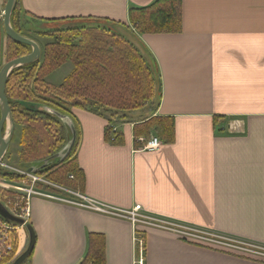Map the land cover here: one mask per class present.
I'll return each mask as SVG.
<instances>
[{
    "label": "crops",
    "instance_id": "obj_1",
    "mask_svg": "<svg viewBox=\"0 0 264 264\" xmlns=\"http://www.w3.org/2000/svg\"><path fill=\"white\" fill-rule=\"evenodd\" d=\"M16 2L28 33L106 27L148 51L158 72L160 98L144 110L116 114L122 119L110 132L118 134L114 143L106 139L107 119L71 109L81 194L119 209L140 204L144 214L166 222L264 245V0H181V30L158 33L138 32L129 18L130 9L155 0ZM0 8L3 16L4 0ZM34 36L42 50L49 39ZM64 66L59 83L74 68L65 62L55 71ZM151 116L170 119L173 136L165 141L151 130L149 138L157 136L160 146L141 149L144 136H135L134 124ZM19 138L16 131L5 158L17 168ZM27 207L35 243L21 264H138L139 241L142 264H264L169 228L132 224L55 198L33 194ZM8 223L0 224V236L12 248L1 253L0 264H10L28 242L24 227L15 238ZM95 245L100 257L91 254Z\"/></svg>",
    "mask_w": 264,
    "mask_h": 264
},
{
    "label": "trees",
    "instance_id": "obj_2",
    "mask_svg": "<svg viewBox=\"0 0 264 264\" xmlns=\"http://www.w3.org/2000/svg\"><path fill=\"white\" fill-rule=\"evenodd\" d=\"M1 13L0 8V67L3 58L8 61L31 51L30 46L5 35ZM129 18L140 33L178 32L182 22L181 0H155L147 7L130 9ZM10 24L21 35L31 37L32 33L24 29L17 2L10 15ZM34 34L49 39L42 47L40 58L14 68L5 86L14 122L11 141L16 138V131L20 133V168L27 170L34 163H42L60 151L69 139L62 120L46 108L71 117V109L77 107L104 117L108 121L106 139L114 143L118 134L112 137L110 132L122 119L116 114L141 111L151 100L160 98L159 76L150 53L141 52L115 31L85 25L44 29ZM65 62L73 65L72 72L59 84L48 82L46 77ZM151 130L165 141L172 139L173 124L167 117L151 116L134 124L135 136L142 134L144 141L149 139ZM76 146L77 131L75 142L66 155L40 166L36 173L50 182L80 191L83 174L78 167ZM7 154L8 151L5 156ZM0 177L17 183L25 176L0 167ZM5 192L13 195L10 190L0 189V195L5 196ZM23 205L24 199L20 206ZM91 254L100 257L101 248L95 245Z\"/></svg>",
    "mask_w": 264,
    "mask_h": 264
},
{
    "label": "built area",
    "instance_id": "obj_3",
    "mask_svg": "<svg viewBox=\"0 0 264 264\" xmlns=\"http://www.w3.org/2000/svg\"><path fill=\"white\" fill-rule=\"evenodd\" d=\"M140 141L144 143L141 149H155L159 147L161 144V140L157 136H151L147 141H144V139L141 138ZM0 167L8 170L9 172L17 173L25 176L24 177L25 180L17 183L0 178V185H3L7 188L20 190L24 193L23 195V198L25 199L24 205L15 208L14 213L11 212L15 216L24 219V221L26 220L25 217L27 216L28 213V207H27L28 198L33 194H37L49 198L59 199L63 202H67L79 207H85L104 214L123 217L130 220L132 224L143 223V224H150L153 226L169 228L174 230L176 233H178V235L182 238L189 239L192 241L195 240L196 242L202 240L207 244L208 243L214 245L217 244L219 245V247L232 250L235 253L241 255L253 256L264 260V245L257 244L247 240L221 235V234H216L213 232H205V231L193 229L191 227L183 226L181 224L166 222L164 220H160L144 214L140 204H135L133 207L127 210L115 208L107 204H104L102 202L88 198L87 196L81 194L77 190L65 188L63 186L50 182L44 176L39 175L38 173L28 172L25 169H20L5 164L3 163V161L0 163ZM69 177L72 178V175L70 174ZM38 184L50 186L59 192L61 191L66 193L68 196H59L56 194L44 192L38 188ZM8 224H9L8 225L9 229L12 230H16L18 227H23V225L13 222H9ZM140 245L141 242L139 241V259H137L138 264H142V260H141L142 253L140 252L141 251ZM11 248L12 247L9 242L5 243V240H2L0 238V257H1V253L9 251L11 250Z\"/></svg>",
    "mask_w": 264,
    "mask_h": 264
},
{
    "label": "water",
    "instance_id": "obj_4",
    "mask_svg": "<svg viewBox=\"0 0 264 264\" xmlns=\"http://www.w3.org/2000/svg\"><path fill=\"white\" fill-rule=\"evenodd\" d=\"M15 2L16 0H6L4 4L3 27H4L5 35L14 41L30 46L31 51L27 54L6 61L0 67V163L3 161V157L7 151L9 143L11 142V137L14 129V122L10 111L9 102L5 94V86H6L7 78L10 72L14 68L21 66L23 64L36 61L40 58L41 55V50L37 42L24 35H21L10 24V15L15 5ZM158 89L160 90V86L158 87ZM46 110H48V112L54 114L55 116H57L62 120L69 135V139L65 144V146L60 151L46 158L45 160H43L42 163L41 162L38 164L34 163L29 168H27L28 172L36 173L39 170L40 166L46 165L49 162L55 160L56 158L59 159L63 158L66 155V153L72 148L76 139V128L73 120L69 116L59 114L58 112L52 109L46 108ZM8 125H9V130L7 132ZM0 216H2L8 221L23 225L28 233V242L25 249L10 263V264H21L30 255L31 251L33 250V246L35 243V234L33 228L30 223L12 214L1 202H0Z\"/></svg>",
    "mask_w": 264,
    "mask_h": 264
},
{
    "label": "rangeland",
    "instance_id": "obj_5",
    "mask_svg": "<svg viewBox=\"0 0 264 264\" xmlns=\"http://www.w3.org/2000/svg\"><path fill=\"white\" fill-rule=\"evenodd\" d=\"M50 29H53V28H50ZM31 37H34V39H36V36H34V35H32L31 34ZM30 37V38H31ZM43 40V39H42ZM47 40V39H46ZM39 43H41V39L39 40ZM43 46V45H42ZM41 46V47H42ZM5 63V59H3V63L2 64H4ZM2 66V65H1ZM68 67L67 66H64L62 69H60V70H58V71H54L53 73H51V75H49L48 76V81L50 82V83H59L62 79H63V77H64V75H66V73H67V71H68V69H67ZM146 108V107H145ZM144 110V109H143ZM17 132H19V131H17ZM5 158H6V156L5 157H3V163H5V164H8V162H6L5 161ZM9 165V164H8ZM20 168V167H19ZM21 169V168H20ZM43 176V175H42ZM0 189L1 190H5V191H11V192H13V195H9V193H6L5 192V196H3V195H0V202L10 211V212H13L14 213V210H15V208H18V206H20V204H22V201H23V192L22 191H20V190H15V189H12V188H7V187H5V186H3V185H0ZM22 196V197H21ZM3 222V219L2 218H0V224ZM0 234H3L4 235V233H1L0 232ZM10 236H13V237H15L16 238V231L15 230H13L11 233H10ZM2 237V238H1ZM0 238L1 239H3V236H0ZM189 241H191V242H196L195 240H189ZM14 242V241H13ZM5 243H8V241H6L5 240ZM15 243V242H14ZM208 246H213L214 248H216V249H220V250H224V251H232V250H228V249H226V248H223V247H219V245H214V244H210V243H208ZM233 252V251H232ZM234 253V252H233ZM260 260H262V259H260Z\"/></svg>",
    "mask_w": 264,
    "mask_h": 264
},
{
    "label": "bare ground",
    "instance_id": "obj_6",
    "mask_svg": "<svg viewBox=\"0 0 264 264\" xmlns=\"http://www.w3.org/2000/svg\"><path fill=\"white\" fill-rule=\"evenodd\" d=\"M8 130H9V125H8V127H7V132H8Z\"/></svg>",
    "mask_w": 264,
    "mask_h": 264
}]
</instances>
